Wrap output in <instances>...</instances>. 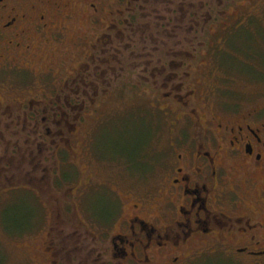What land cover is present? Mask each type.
Returning <instances> with one entry per match:
<instances>
[{"label": "flooded vegetation", "instance_id": "obj_1", "mask_svg": "<svg viewBox=\"0 0 264 264\" xmlns=\"http://www.w3.org/2000/svg\"><path fill=\"white\" fill-rule=\"evenodd\" d=\"M48 1L50 18L38 5L16 13L0 0V53L15 61L0 71L9 68L3 76L16 75L24 87L44 85L26 103L0 100V191L33 194L40 205L36 222L43 217L47 229L39 248L42 260L36 264H188L195 253L196 264L215 258L264 264L262 111H207L193 89L201 50L231 40L233 28L253 17L251 10L232 22L231 10L242 8V0H75L77 7L92 9L86 15L89 32L72 45L64 41L72 57L62 56L57 70L35 73L19 62L30 63L28 53L61 42L59 26L65 28L60 22L63 0ZM227 24L232 30L221 37L219 28ZM8 51L24 57L12 58ZM215 52L216 47L211 56ZM123 89L156 97L165 105L159 110L182 128L173 138L154 200L135 195L133 186L152 165L149 158L139 159L143 146L140 153L134 148L128 153L106 150L101 143V163L120 170L119 179L101 181L109 200L101 206V219L85 210L92 221L87 226L74 200L82 182L80 150L89 158L80 149L79 132L100 98ZM11 171L12 178L6 174ZM15 176L20 183L11 182ZM119 185L126 190L123 198L115 196Z\"/></svg>", "mask_w": 264, "mask_h": 264}, {"label": "rangeland", "instance_id": "obj_2", "mask_svg": "<svg viewBox=\"0 0 264 264\" xmlns=\"http://www.w3.org/2000/svg\"><path fill=\"white\" fill-rule=\"evenodd\" d=\"M7 1L9 3L8 8H14L16 13L28 11L26 7L35 4L41 7V11L47 17L50 18L53 15L51 11L53 9L44 4L50 2L48 0H44L42 4L39 0ZM108 2L109 0L106 1V3ZM63 3L65 7L61 12L60 22L65 28L61 30V26H59V30L63 32L57 36V38L63 36V39L60 38L63 44L61 42L52 43L54 45L47 47L45 51L28 53L31 62L19 63L23 67L29 66L30 69L28 70H33L32 72L38 73L46 70V68L57 70V63L62 56H65L66 59L72 57L64 41L68 39L72 45L77 36H82L83 33L86 35L89 32L90 25L86 20V15L92 14V9L84 7V4L77 7L75 0H63ZM68 4L70 5L68 6ZM239 5L244 6L239 8L235 5V8L231 10L232 22L237 17L243 16L242 14L248 16V10H251L249 14L254 18H250L248 24L247 22L241 23L238 27H234L231 40L220 44H208L201 50V57L197 61L198 72L195 76L193 89L198 98H202V105H204V109L207 108V111H213L215 108L216 110L228 108L233 113L242 115L253 110H261L264 116V24L260 21L264 20V0H242ZM2 16L0 12V19ZM55 21L57 24L59 23V20ZM30 22L28 21L26 25L29 26ZM255 22H259L261 27L259 34L253 28ZM51 27L54 26L51 25ZM231 30L229 24L220 27L221 37ZM70 36L73 37L72 41L69 39ZM215 47L216 54L211 56L210 53L215 51ZM220 47L221 49H219ZM57 48L59 51L56 50ZM8 53L12 58L24 57L20 51H16L14 54H11L10 51ZM0 55H2L0 56V70L1 67L4 69V64H15V61L3 57L2 53ZM248 57L256 58L261 64L251 62L247 59ZM5 69L6 71H0V88L6 89H0V100L4 101V104H15L14 106H16L22 101L26 103L30 98H35L37 92H40L39 89L42 88L43 83L33 82L30 86L24 87L22 86L23 82L19 81L16 75L7 74L4 77L2 72H9V68ZM54 82L57 83V81ZM21 88L24 89L21 90ZM162 107L165 105L158 104L156 97H152L151 94L143 95L140 92L123 89V91L115 92L109 97L100 98L94 108L85 114V122L79 132L80 149H86L89 158L83 157V152L80 150L81 155L77 158V164L82 182H80V186L74 195V200L77 202L79 214H84L82 220L87 226L92 221L86 216L85 210L94 218L101 219V206L109 200L106 197L107 194L101 192V181L108 184V179L113 181L119 179L116 175L118 176L120 170L101 163L102 142H104L106 150L109 148L124 149L128 150V153L133 152L132 148L140 153L141 146H143L144 152H141L139 159L147 161L149 158L152 165L146 172L147 174L144 177L138 176L136 183L133 184L136 189L135 195L145 194L152 196L153 200L157 198L156 191L159 189L160 179L165 173L166 167L164 166L170 162L172 155L173 138L177 134L179 136V129L182 128V124L173 126L172 117L170 118L159 110ZM176 109L175 106L170 107V110ZM170 114L173 116L172 113ZM1 135H5V132H1ZM91 152L95 153L91 154ZM114 156L115 152L112 150L109 157L114 159ZM13 172L6 174L12 178ZM73 175H69V180L74 178ZM14 180L11 182H19L17 176ZM75 185L77 186V183ZM108 186L109 190H115V187ZM11 191L10 188L0 191V264H36L35 260H42L39 248L43 244V233L47 229V225L44 227L45 220L43 217L40 223V217L36 222V216L39 213L37 205L39 204H37L33 194L20 193L18 190L16 192ZM125 191L124 186L119 185L118 193L115 196L122 197ZM88 194L87 204L84 208L83 200ZM14 195L16 196L12 197ZM46 212L47 209L43 211L44 217ZM38 223L44 228H39ZM91 227L97 228L98 226ZM36 229L38 231L35 234H27ZM23 233L26 235L21 238L15 237ZM198 256L195 253L191 259L193 261L189 260L188 264H196ZM200 264H227V262L215 258Z\"/></svg>", "mask_w": 264, "mask_h": 264}, {"label": "trees", "instance_id": "obj_3", "mask_svg": "<svg viewBox=\"0 0 264 264\" xmlns=\"http://www.w3.org/2000/svg\"><path fill=\"white\" fill-rule=\"evenodd\" d=\"M258 23H259V22H255L254 25H253V28H255V32L259 34L260 31H261V27H260V25H259ZM258 36H259V35H258ZM240 40H241V39H240ZM247 59H249L251 62H258L259 65L261 64L260 61L257 60V59L254 58V57H248Z\"/></svg>", "mask_w": 264, "mask_h": 264}]
</instances>
